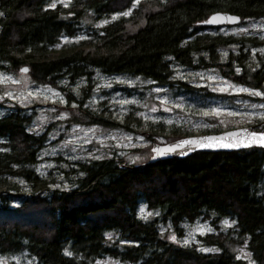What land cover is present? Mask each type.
I'll return each instance as SVG.
<instances>
[{"label":"trees","instance_id":"16d2710c","mask_svg":"<svg viewBox=\"0 0 264 264\" xmlns=\"http://www.w3.org/2000/svg\"><path fill=\"white\" fill-rule=\"evenodd\" d=\"M58 2L0 0V72L26 65L35 80L64 91L61 81L84 80L75 100L80 107L92 94L96 73L142 78L175 95L218 96L173 80L172 65L219 69L236 85L263 88L264 56L257 55L253 67L250 58L264 47V38L223 34L219 30L230 26L203 23L223 12L238 16L237 26H244L264 18V0ZM87 17L105 23L87 25L85 37L57 48L62 39L79 36ZM105 104L98 111L84 109L86 124L80 125L145 129L152 141L151 134L167 132L178 139L193 136L180 127L142 124L133 114L116 124ZM5 107L0 103V111ZM34 118L19 105L0 114L1 257L26 255L33 264H94L105 258L123 264H264V149L137 164L117 156H58L43 175L36 166L49 137L29 130ZM62 183L66 188H58ZM141 206L149 218L139 214ZM226 220L232 225L224 228ZM197 222L209 223L213 232L191 244L172 242L162 230L170 227L181 239L184 225ZM242 244L249 260L232 251Z\"/></svg>","mask_w":264,"mask_h":264},{"label":"rangeland","instance_id":"374dc122","mask_svg":"<svg viewBox=\"0 0 264 264\" xmlns=\"http://www.w3.org/2000/svg\"><path fill=\"white\" fill-rule=\"evenodd\" d=\"M71 0H59L58 3L67 5ZM57 2L53 3L56 5ZM128 14V13H126ZM117 18L114 16L112 19ZM105 22L95 23L87 17L84 30L75 39H62L57 48L77 41L87 35L86 26H99ZM219 33L234 35H256L264 38V18L248 22L244 26H230L221 28ZM257 55L264 56V47L252 51L250 65L257 63ZM28 66H20V68ZM19 68V69H20ZM19 69L8 73L0 72V103L6 107L0 111L5 114L8 109L19 105L35 114L29 130L35 133L46 132L49 144L40 152V161L36 169L43 175L54 167V158L60 156L70 160L103 159L121 157L130 164L143 163L152 157L154 145H166L178 140L167 136H152L145 129L130 132L125 129H104L86 124L84 109L97 110L100 102H105L111 119L120 124L127 115L133 114L142 124L163 123L167 127H180L193 136H203L217 129L227 132L251 127L256 132L264 133V85L261 90H252L245 86L236 85L221 76L219 69L189 70L172 65L173 80L189 84L195 88H203V94L211 93L217 97L200 95H186L175 93L167 88L158 87L142 78H128L121 76L106 77L94 74L92 94L80 107L76 103L80 89L86 83L84 80L74 85L61 81L57 86L42 84L35 80L28 72L21 73ZM124 89H128V94ZM92 112V111H91ZM169 130V129H168ZM58 188H66L65 183L58 184ZM139 214L149 218L151 214L144 206ZM226 220L222 227L231 226ZM185 235L178 237L170 227L162 228L163 233L172 242L191 244L197 242L198 236L213 232L207 222L184 225ZM174 238V239H173ZM204 252L214 249L202 248ZM232 251L239 257L249 260L250 256L242 245H236ZM0 264H33L26 255L15 257H1ZM94 264H123L116 260L105 258Z\"/></svg>","mask_w":264,"mask_h":264},{"label":"water","instance_id":"95a60500","mask_svg":"<svg viewBox=\"0 0 264 264\" xmlns=\"http://www.w3.org/2000/svg\"><path fill=\"white\" fill-rule=\"evenodd\" d=\"M240 23L238 16L216 12L205 21L206 27L235 26ZM21 73L29 68L22 67ZM251 148L264 149V133L253 131L250 127L222 132L214 135L191 136L178 139L166 145H155L149 163L163 159H184L195 153L235 152Z\"/></svg>","mask_w":264,"mask_h":264},{"label":"bare ground","instance_id":"6f19581e","mask_svg":"<svg viewBox=\"0 0 264 264\" xmlns=\"http://www.w3.org/2000/svg\"><path fill=\"white\" fill-rule=\"evenodd\" d=\"M154 146H155V145H154ZM154 146H153V148H154ZM153 148H152V150H153ZM151 152H152V156H153V155H154V154H153V151H151Z\"/></svg>","mask_w":264,"mask_h":264},{"label":"snow or ice","instance_id":"6c2138e0","mask_svg":"<svg viewBox=\"0 0 264 264\" xmlns=\"http://www.w3.org/2000/svg\"><path fill=\"white\" fill-rule=\"evenodd\" d=\"M174 239V238H173Z\"/></svg>","mask_w":264,"mask_h":264}]
</instances>
